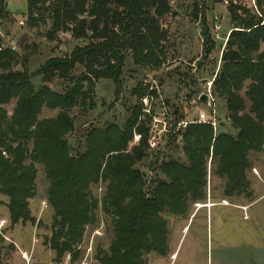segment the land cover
<instances>
[{"label":"trees","instance_id":"obj_1","mask_svg":"<svg viewBox=\"0 0 264 264\" xmlns=\"http://www.w3.org/2000/svg\"><path fill=\"white\" fill-rule=\"evenodd\" d=\"M217 1L227 3L231 30L211 77L212 96L225 105L224 122L233 133H214L206 124L175 131L183 119L177 117L169 144L179 138L182 157L158 162L150 183L140 165L148 157L152 118L141 117V100L157 99L154 89L138 85L132 90L138 103L122 126H90L78 137L73 111L95 107L99 80L120 89L126 53L135 67L161 68L170 0H26L29 28L41 29L49 20L48 40L62 32L88 41L31 73L30 55L19 57L0 36V195L7 198L10 229L34 225L28 202L35 195L36 167L42 168L45 200L53 213L46 244L55 263L65 255L71 264L79 260L85 230L97 226L99 211L111 240L106 251L97 248L94 264H148L150 255L169 254L165 217L185 218L192 204L204 202L209 176L222 183L224 198L252 197L251 156L264 153V0H255V11L232 0ZM9 15L0 0V27ZM201 36L207 56L214 45L205 27ZM55 81L60 91L49 87ZM11 101L15 106L9 115L5 106ZM44 109L57 114L39 119ZM135 134L140 139L131 146ZM98 186L100 199L92 192ZM1 244L0 239V264Z\"/></svg>","mask_w":264,"mask_h":264},{"label":"rangeland","instance_id":"obj_2","mask_svg":"<svg viewBox=\"0 0 264 264\" xmlns=\"http://www.w3.org/2000/svg\"><path fill=\"white\" fill-rule=\"evenodd\" d=\"M237 6L255 11V0H232ZM9 20L0 27L4 46L10 47L19 57L28 54L27 70L31 73L50 58L69 55L77 46L87 44V40H76L70 33H58L48 40L46 32L50 21L41 29L27 26L25 13L26 0H5ZM171 14L166 17L163 27L168 34L165 44V60L156 72L133 66L130 55L125 54V62L120 78L121 86L116 90L109 80H99L95 84L92 110L75 109V124L79 137L90 126L102 127L106 123L122 126L130 115V108L137 104L131 95L138 86L154 89L157 99H148L147 107L158 123L157 137L153 149L140 165V170L150 183L155 177L157 163L170 158H181V141H172L174 122L180 116L194 120L198 113H209V107L198 100L204 93L205 85L212 80L219 68V60L226 38L231 30L227 3L217 0H170ZM204 19V26L202 21ZM218 27V30L215 27ZM205 27L213 48L204 56L202 30ZM264 49V46L262 47ZM81 70L78 69V74ZM40 79L34 80L38 86ZM60 91L58 82L49 85ZM117 91V93H116ZM142 103V102H141ZM215 112L220 122L218 132L232 134L228 122H224V104L215 99ZM15 106L11 101L5 106L10 115ZM141 111L145 116L146 114ZM81 111V112H80ZM57 112L42 110L39 119L54 118ZM143 119V118H142ZM153 123V122H152ZM164 123V125L162 124ZM165 127L168 132L160 133ZM75 147V138L70 139ZM251 169L247 174L252 197L250 199H228L222 197L221 184L208 177L206 200L198 203L211 208L196 209L192 204L185 218L166 216L169 229V254L165 258L154 255L148 257V264H264V153L251 156ZM35 195L29 200V210L35 219L34 225H16L10 229L6 210L7 198L0 195V222L2 264H71L68 255L60 263L54 262V253L46 244L51 235L52 210L46 203L47 184L41 167H36ZM254 172L256 174H254ZM94 197L100 199V186L93 189ZM224 201L228 206H222ZM242 208L246 211L243 212ZM96 227L87 228L81 243L79 260L73 264H94L97 248L108 249L111 234L106 231L107 222L98 212ZM90 249L89 254H87ZM28 263L26 262V260Z\"/></svg>","mask_w":264,"mask_h":264},{"label":"built area","instance_id":"obj_3","mask_svg":"<svg viewBox=\"0 0 264 264\" xmlns=\"http://www.w3.org/2000/svg\"><path fill=\"white\" fill-rule=\"evenodd\" d=\"M215 28L218 30L217 26ZM212 82H213V78H212L211 81L206 83L205 91L203 93V94H205L207 96L208 103H201L200 102L201 104L206 105L207 107H209V113L208 112L207 113L200 112V113H198L197 117L194 120H191V121H186L184 119L180 120L178 123L175 124V131L183 130L188 125H192V124H206V125H210L211 126V128H212L214 133L218 132V128H219L220 122L218 121L217 114H216V112L214 110V108H215V105H214L215 104V99L212 96ZM199 96H200V94H199ZM199 96H198V98H199ZM148 99L149 98L146 97V98H143L141 100L142 104L145 107H147ZM143 113L146 114L147 116H150L152 118V120L150 122V125H149V141H148V145H149V150H150V149H153V147H154L153 140H155L156 137L158 136L157 132L155 131L156 124L158 123V121L153 116H151V113H150L149 109L143 110ZM225 121L229 123L228 120H225ZM162 124L164 125V123H162ZM159 132L160 133L164 132L166 134L168 132V130H166V128L163 127L162 130L159 131ZM139 139H140V135L135 134L134 138H133V141L131 143V146L137 144ZM254 174H256V173L254 172ZM194 205H195L196 209H202V208H205V206H208L209 204L201 206L200 204L195 203ZM221 205L222 206H228V204L226 202H224V201L221 202ZM242 210H243V212L246 211L245 208H242ZM2 224H5V221H1L0 222V236H1ZM89 252H90V249H88L87 254H89ZM24 260H26V258ZM26 262L28 263L27 260H26ZM85 262H86V260L84 261V264H86Z\"/></svg>","mask_w":264,"mask_h":264},{"label":"water","instance_id":"obj_4","mask_svg":"<svg viewBox=\"0 0 264 264\" xmlns=\"http://www.w3.org/2000/svg\"><path fill=\"white\" fill-rule=\"evenodd\" d=\"M199 102L201 103H208V100H207V96L205 94H200L199 98H198Z\"/></svg>","mask_w":264,"mask_h":264},{"label":"crops","instance_id":"obj_5","mask_svg":"<svg viewBox=\"0 0 264 264\" xmlns=\"http://www.w3.org/2000/svg\"><path fill=\"white\" fill-rule=\"evenodd\" d=\"M223 110H224L223 112H224V115H225L226 114V107H225V105H224V109Z\"/></svg>","mask_w":264,"mask_h":264},{"label":"bare ground","instance_id":"obj_6","mask_svg":"<svg viewBox=\"0 0 264 264\" xmlns=\"http://www.w3.org/2000/svg\"><path fill=\"white\" fill-rule=\"evenodd\" d=\"M211 207H212V205L205 206V208H211Z\"/></svg>","mask_w":264,"mask_h":264}]
</instances>
